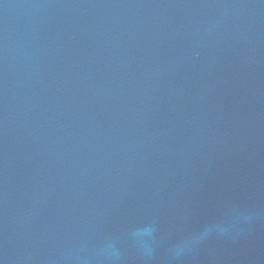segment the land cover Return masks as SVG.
I'll use <instances>...</instances> for the list:
<instances>
[{
	"label": "water",
	"instance_id": "water-1",
	"mask_svg": "<svg viewBox=\"0 0 264 264\" xmlns=\"http://www.w3.org/2000/svg\"><path fill=\"white\" fill-rule=\"evenodd\" d=\"M0 264H264V0H0Z\"/></svg>",
	"mask_w": 264,
	"mask_h": 264
}]
</instances>
